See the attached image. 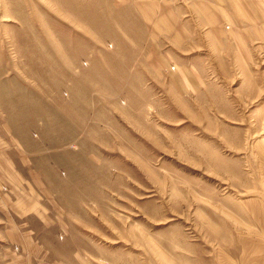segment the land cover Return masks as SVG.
<instances>
[{
    "label": "rangeland",
    "instance_id": "rangeland-1",
    "mask_svg": "<svg viewBox=\"0 0 264 264\" xmlns=\"http://www.w3.org/2000/svg\"><path fill=\"white\" fill-rule=\"evenodd\" d=\"M173 5L0 0V264H264V62Z\"/></svg>",
    "mask_w": 264,
    "mask_h": 264
},
{
    "label": "crops",
    "instance_id": "crops-1",
    "mask_svg": "<svg viewBox=\"0 0 264 264\" xmlns=\"http://www.w3.org/2000/svg\"><path fill=\"white\" fill-rule=\"evenodd\" d=\"M175 33L205 36L222 62H264V0H173Z\"/></svg>",
    "mask_w": 264,
    "mask_h": 264
}]
</instances>
